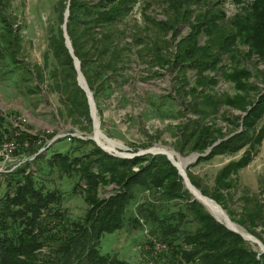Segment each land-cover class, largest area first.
<instances>
[{
    "label": "trees",
    "instance_id": "obj_1",
    "mask_svg": "<svg viewBox=\"0 0 264 264\" xmlns=\"http://www.w3.org/2000/svg\"><path fill=\"white\" fill-rule=\"evenodd\" d=\"M163 1L168 14L165 19H148L161 32L175 31L177 23L193 13L190 29L177 40L171 59L166 55V43L170 40L158 36L145 39L136 21L128 25L126 16L136 0H53L43 62L34 70L37 80L45 78L47 90L56 93L59 117L69 119L79 128L90 129L86 97L76 83L72 57L63 42L61 23L66 3L65 32L98 113L102 95H107L111 86L125 77V69L133 57L141 60L145 56L143 60L149 65L169 62L179 69L186 65L201 72L214 69L219 54L233 50L238 41L246 45L247 56L254 53L264 63V0H235L241 2L228 16L219 5L222 0ZM5 2L0 0V66L10 62L15 68L19 63L18 36L3 13ZM200 33L205 39L197 43ZM248 74L245 68L235 65L224 76L246 90L247 86L252 87L244 79ZM199 77L197 83L203 82V78L212 82V77L206 74ZM32 86L28 90L34 91L37 87ZM194 89V85L187 90L179 86L177 90L181 94L174 93L179 102H184V94ZM169 95L153 93L147 97L150 106L155 105L157 115L164 114L157 108L159 102L174 100ZM219 101L239 109H245L246 104L249 107L237 131L220 138L201 154L222 134L211 124L214 121L202 122L203 116L218 112ZM188 108L198 115L171 125L178 151H198V160L239 152L219 167L209 190L200 188L188 172L191 183L231 213L226 199L237 184L234 176L249 162L264 135V89L254 101L246 99L245 91L222 96L202 92L197 99L188 100ZM220 117L236 125L234 115L229 117L222 112ZM5 129L0 127V139ZM39 135L25 130L12 135L17 142L13 153L21 154L23 160L0 177V185L7 187L0 197V264H129L114 250L102 251L100 238L104 232L116 231L126 222L135 227L140 221L147 223V234L167 244V249L157 254L156 264H264V251L250 248L237 232L216 220L198 201L190 199L175 166L164 154L118 156L107 153L90 138L67 134L46 143ZM51 135V131L46 133L47 137ZM22 140H26L25 145L21 144ZM58 140L68 144L62 149L53 148ZM39 147L43 148L38 150ZM54 170L56 176L71 180L70 191L77 192L85 202L79 216L71 217L67 207H61V189L43 178ZM109 182L115 183L117 189L107 198L98 197V188ZM148 193L156 201L150 200ZM258 193L260 196L255 197L242 192L239 195L241 211L232 218L264 241L263 179ZM175 199L182 200L175 209L161 203ZM131 205L133 210L126 214ZM256 225L261 226L260 231L255 230Z\"/></svg>",
    "mask_w": 264,
    "mask_h": 264
},
{
    "label": "rangeland",
    "instance_id": "obj_2",
    "mask_svg": "<svg viewBox=\"0 0 264 264\" xmlns=\"http://www.w3.org/2000/svg\"><path fill=\"white\" fill-rule=\"evenodd\" d=\"M52 2L53 0H6L5 2L3 13L11 21L10 25L18 36L17 58L19 59V63L15 68L10 62L6 66H0V127L7 129L4 130L5 132H1V138L10 137V135H14L19 130H25L30 133L38 132L46 139V143L50 142L51 137H61L67 134H73L81 138H85L87 135H93L94 137L96 130L92 132L90 115L88 114L90 117L89 130H87L86 126L79 128L78 124L74 125L69 119L59 117L57 113L59 102L56 93L47 90L45 78L37 80L38 78L36 77L37 73L34 69L41 66L43 62L42 52L45 48L46 26L50 20ZM240 2L222 0L219 5H221L220 7L223 9L224 14L228 16L235 11L236 6ZM167 15L163 0H136L127 14L126 20L128 25L131 24V21H136L142 28L145 39L158 36L160 39L166 38L170 40L169 43H166V55L171 59L170 55L175 50L177 40L188 33L190 29L189 22L193 17V13L191 12L184 19L180 20L176 25L175 31L161 32L148 20L149 17L155 20L165 19ZM204 37L203 33L198 34L197 43H201L205 39ZM125 38L130 39L129 36ZM232 49L234 51L231 50L230 52H221L219 54L214 69H204L201 72H197L194 67L186 65L183 69H179L178 65H172L169 62H164L160 66L157 64L149 65L143 60L145 56H142L141 60L133 57L125 69V77L122 76L121 79H118V83L111 86L107 95H102V99L100 100L102 103L101 112L98 113L95 107L99 131L106 137L120 142L119 146L112 151H119L126 154L124 156H128V154L144 148L152 150L154 147L164 146L172 149L182 158L188 159L184 167L187 178L189 172L194 176L200 188L209 190L213 185L214 176L219 167L228 159L236 157L239 152L233 154H214L210 158L200 160L196 158L197 156L194 158L192 156L189 157L190 153L198 151H178L174 145L176 133L171 125L178 120L186 119V117L198 115L191 108H188V100L197 99V96L202 92L222 96L224 94L231 95L235 92L244 93L245 91L246 99L254 101L259 91L264 89V63L254 53L247 56V47L243 43L235 41ZM235 65L241 66L249 72L244 79L252 87L247 86L246 90H243L235 86L230 78L224 76V73L231 70ZM22 70H26V72L22 74ZM200 74H206L207 77L211 76L212 82L203 78L201 80L203 82L197 83L200 80ZM24 76L26 78H23ZM32 84L37 86L36 88L34 87V91L28 90L33 87ZM193 85L195 89L192 92H186L183 96L185 101L179 102L174 93L176 91L181 94L177 90L178 87L181 86L187 90L188 87ZM255 90H258V92H255ZM153 93H170L169 96L174 99L173 101L163 100L159 102L157 108L163 111L164 114L157 115L155 113L156 110L153 108L155 105L150 106V103L147 102V97ZM218 105L217 113L212 116L202 117L204 118L202 120L203 123L214 121L211 124L217 126L222 131L221 136L216 137L205 148L204 154L220 138H224L240 128L241 117L249 107V104H246L245 109H239L224 104L222 101H219ZM177 109H180L182 113L178 112ZM222 112L225 116L230 117L234 115L236 125H232L231 122H227L226 119L221 118L220 113ZM81 125H85L84 122ZM50 131L52 135L51 137H47L46 133ZM38 141L39 139H37ZM145 142L149 144L140 146L141 143ZM67 144L68 142L58 140L52 147L62 149ZM39 148L42 149L43 147ZM198 154L200 153L198 152ZM27 158H31V156ZM22 160L23 156L19 153H13L10 159H8V155H0V177L6 170L12 169ZM29 167H33V164H30ZM43 178L53 182L58 189H61L63 195L60 202L61 207H67L71 217H76L83 213L85 202L77 192L70 191L71 180L56 176L55 170L50 173L48 172ZM234 178L237 184L230 189L231 195L226 199L227 208L231 213L227 212L220 204L219 206L230 221L242 227L254 237L255 242H251L238 233L245 240L246 244L253 250L264 251L262 250L264 241L232 218L233 215L235 217L238 216V212L241 211L242 201L239 195L242 192L252 193L255 197L257 195L260 196L258 189L261 179L264 180V135L256 152L252 155L249 162L238 170ZM191 184L194 185L193 183ZM194 186L199 190L200 194L211 199L209 195L202 193L198 186ZM183 187H185L184 184ZM246 187L248 190H244ZM6 188L5 184L0 185V197ZM114 189H117L116 184L109 182L98 188L97 196L107 198L114 192ZM187 192L189 191L187 190ZM142 194L145 193L143 192ZM189 195L190 199H192L193 194L189 192ZM148 196L151 198L150 200L156 201V198L151 193H148ZM181 202V199L169 200L167 202L161 201L169 209H175ZM200 204L210 213L202 203ZM130 207V210L129 208L126 209V214L131 209L133 210L134 205ZM210 214L215 218L212 213ZM135 216L138 215L135 213ZM140 222L142 224L140 223V225L135 227L126 222L122 228L116 231L104 232L100 238V249L108 252L116 251L129 264H156L159 262L156 260L157 254L165 251L167 244L165 241L160 240V238L156 239L153 234H147L149 232L147 223L144 225L143 221ZM260 228L261 226L259 225L255 226L256 231H260Z\"/></svg>",
    "mask_w": 264,
    "mask_h": 264
},
{
    "label": "water",
    "instance_id": "obj_3",
    "mask_svg": "<svg viewBox=\"0 0 264 264\" xmlns=\"http://www.w3.org/2000/svg\"><path fill=\"white\" fill-rule=\"evenodd\" d=\"M67 3L65 4V7L63 9V20H62V23H61V30H62V35H63V42H64V45L65 47L67 48V51L68 53L70 54V56L72 57V63H73V67L75 69V79H76V83L83 89L84 91V94L86 96V101L88 103V114L90 115L91 117V123H92V132L94 131V128L96 129H99L98 128V121L96 119V115H95V105H94V101H93V97H92V93L90 91V89L87 87L86 83H85V80L80 72V69H79V64H78V59L76 58V56L73 54L72 52V47L70 45V41H69V38L65 32V24H64V20L66 18V15H67ZM85 137V136H84ZM54 137H51V139H53ZM85 138H90L92 139L98 146H100L102 149H104L107 153L109 154H113V155H118V156H124L126 154H123L122 152H119V151H109L107 149H105L104 147H102L93 137V135H87ZM144 152H150V153H164L166 158L176 167L177 169V172L178 174L181 176L182 178V182L184 184V186L186 187V189L192 193L191 191V188L190 187H193L195 189H197L194 185H192L190 183V181L188 180L186 174H185V170L183 169L182 171L179 170V168L175 165V163L168 157V155L164 152V151H161V150H150V148H144V149H140L139 151H136V152H132L130 154H128V156H132L134 154H140V153H144ZM198 154V152H193V153H190V156H192L193 158L196 157ZM204 154V152L202 153ZM198 190V189H197ZM199 191V190H198ZM192 199H195L197 200L198 202H200L196 197H192ZM212 199V198H211ZM201 203V202H200ZM216 203V202H215ZM218 204V203H217ZM219 205V204H218ZM211 213V212H210ZM216 218V217H215ZM217 219V218H216ZM219 220V219H217ZM221 221V220H219ZM226 227H228L229 229L239 233L243 238V234L228 226L224 221H221ZM262 250H264V247L262 248Z\"/></svg>",
    "mask_w": 264,
    "mask_h": 264
},
{
    "label": "bare ground",
    "instance_id": "obj_4",
    "mask_svg": "<svg viewBox=\"0 0 264 264\" xmlns=\"http://www.w3.org/2000/svg\"><path fill=\"white\" fill-rule=\"evenodd\" d=\"M94 131H95V134H94L95 140L105 149L112 151L114 148L119 146L120 142H117L113 139L106 137L99 131V129L94 128ZM152 150L164 151L168 155V157L173 160L175 165L181 171L184 169L185 165L188 162V159L182 158L174 150L169 149L167 147L158 146V147H154ZM190 188H191L193 196L196 197L217 219L224 221L228 226L240 231L243 234L244 238L247 239L248 241L255 242L254 237H252L248 232H246V230L236 225L235 223H233L227 218V216L223 212V209L217 203L215 204V201L213 199L211 200L203 196L202 194L198 192V190H196L193 187H190Z\"/></svg>",
    "mask_w": 264,
    "mask_h": 264
},
{
    "label": "built area",
    "instance_id": "obj_5",
    "mask_svg": "<svg viewBox=\"0 0 264 264\" xmlns=\"http://www.w3.org/2000/svg\"><path fill=\"white\" fill-rule=\"evenodd\" d=\"M17 132L18 131H16L14 133V135L17 134ZM21 144L25 145L26 144V140H22ZM16 145H17V142L15 141V139L12 136H10V137H2L0 139V155H8V159H10L11 155L13 154V150L15 149ZM38 149H41V148H38ZM8 170H6V171H8Z\"/></svg>",
    "mask_w": 264,
    "mask_h": 264
}]
</instances>
